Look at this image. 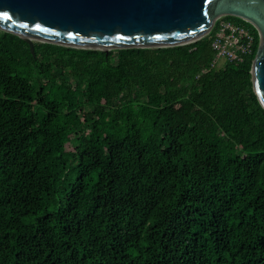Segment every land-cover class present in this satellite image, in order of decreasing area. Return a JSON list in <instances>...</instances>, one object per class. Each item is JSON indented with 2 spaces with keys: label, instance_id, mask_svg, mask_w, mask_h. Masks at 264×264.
I'll use <instances>...</instances> for the list:
<instances>
[{
  "label": "trees",
  "instance_id": "trees-1",
  "mask_svg": "<svg viewBox=\"0 0 264 264\" xmlns=\"http://www.w3.org/2000/svg\"><path fill=\"white\" fill-rule=\"evenodd\" d=\"M214 29L168 48L0 30V264H264V108Z\"/></svg>",
  "mask_w": 264,
  "mask_h": 264
},
{
  "label": "water",
  "instance_id": "water-1",
  "mask_svg": "<svg viewBox=\"0 0 264 264\" xmlns=\"http://www.w3.org/2000/svg\"><path fill=\"white\" fill-rule=\"evenodd\" d=\"M0 30L34 43L100 50L168 48L208 35L233 16L254 26V92L264 108V0H0Z\"/></svg>",
  "mask_w": 264,
  "mask_h": 264
},
{
  "label": "built area",
  "instance_id": "built-area-1",
  "mask_svg": "<svg viewBox=\"0 0 264 264\" xmlns=\"http://www.w3.org/2000/svg\"><path fill=\"white\" fill-rule=\"evenodd\" d=\"M216 24L214 25L216 31L212 38L215 58L211 66L221 68L227 62L244 63L253 53L255 37L252 31L244 25L225 20L224 17L220 18Z\"/></svg>",
  "mask_w": 264,
  "mask_h": 264
},
{
  "label": "snow or ice",
  "instance_id": "snow-or-ice-1",
  "mask_svg": "<svg viewBox=\"0 0 264 264\" xmlns=\"http://www.w3.org/2000/svg\"><path fill=\"white\" fill-rule=\"evenodd\" d=\"M0 19L8 20L11 19V17H9L7 13H0Z\"/></svg>",
  "mask_w": 264,
  "mask_h": 264
},
{
  "label": "rangeland",
  "instance_id": "rangeland-1",
  "mask_svg": "<svg viewBox=\"0 0 264 264\" xmlns=\"http://www.w3.org/2000/svg\"><path fill=\"white\" fill-rule=\"evenodd\" d=\"M221 65H223V64H221ZM221 65H220V66H221Z\"/></svg>",
  "mask_w": 264,
  "mask_h": 264
}]
</instances>
